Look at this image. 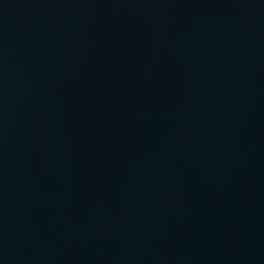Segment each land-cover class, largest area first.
<instances>
[{"label": "water", "instance_id": "1", "mask_svg": "<svg viewBox=\"0 0 264 264\" xmlns=\"http://www.w3.org/2000/svg\"><path fill=\"white\" fill-rule=\"evenodd\" d=\"M0 264H264V0H0Z\"/></svg>", "mask_w": 264, "mask_h": 264}]
</instances>
